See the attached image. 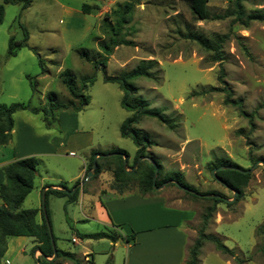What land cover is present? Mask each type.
I'll use <instances>...</instances> for the list:
<instances>
[{"label":"rangeland","instance_id":"374dc122","mask_svg":"<svg viewBox=\"0 0 264 264\" xmlns=\"http://www.w3.org/2000/svg\"><path fill=\"white\" fill-rule=\"evenodd\" d=\"M124 1L133 3L130 21L126 24L131 28L125 35L132 45L116 46L107 58L105 72L121 75L141 60H155V64L146 65V77L132 81L137 96L168 122L143 117L135 124L134 127L146 133L153 142L146 148V154L161 164L162 176L179 172L180 177L199 193L215 191L227 200L232 199L233 193L212 176V164L221 160L250 168L260 161L250 171L243 196L236 202L231 200L229 205L218 203L204 231L218 236L244 260L243 264H264V166L261 164L264 162V20H252L246 27L231 24V17L197 20L184 0H29L24 7L23 1L3 4L0 105L13 102L28 105L14 113L13 127L19 137L23 131L26 149L33 151L30 156L37 159L33 189L21 207H41V176L47 186L63 181L73 188L83 182V200L78 203L66 202L64 197L53 194L46 197L49 225L57 247L79 256L85 250L90 251L94 262L88 258L84 264L124 263L127 253L122 238L114 250L113 241L107 238L70 240L76 232L88 234L107 229L97 218L88 215H92L89 204L97 199L98 190L111 189L112 173L105 169L100 177L85 179L86 173L81 170L84 158L92 151L118 148L128 154L126 165H131L136 154L137 148L131 139L122 137L119 132V126L130 115L120 105L122 91L116 83L104 82L101 69L92 64V60L101 57L97 38L103 37V17L114 8L121 9ZM82 3L91 6L89 13L81 11ZM243 5L246 12L264 10V0H244ZM227 6V0L208 2L211 13H221ZM21 26L28 33L26 46L19 48L14 56H8V39L11 36L22 39ZM187 28L206 37L231 30L240 37L241 43L231 34L223 43L224 59L218 63L211 59V52L184 37ZM79 50H86L91 61L80 58ZM220 66L232 97L241 100L243 110L251 113V117L241 115L235 106L225 105L221 92L191 95L210 86H219ZM68 73L78 87L84 78L94 77L84 91L89 98L88 104L78 112L51 110L47 103L52 98L61 102L71 98L62 81ZM31 82H35L34 88ZM31 108L37 110L31 111ZM61 112L65 114L60 115ZM75 125L77 132L73 136L80 142L70 136L72 140L68 139L66 150L51 152ZM16 134L12 135L10 148ZM69 149L73 153H69ZM76 173L79 176L71 180L69 177ZM155 190L149 195L161 197L171 207L190 210L189 215L193 216L183 227L189 231L191 246L208 202L189 197L182 188L170 182ZM125 191L138 192L137 185L132 184ZM100 199L107 206L111 195H101ZM149 209L140 207L126 212L133 216L130 219L132 227H139L135 218ZM120 233L130 235L126 226ZM34 244L27 237L22 244L23 252L10 258V262L2 258L1 264H36L32 256ZM187 255L188 248L183 264ZM198 260L199 264H235L215 250L209 241L200 247Z\"/></svg>","mask_w":264,"mask_h":264},{"label":"trees","instance_id":"16d2710c","mask_svg":"<svg viewBox=\"0 0 264 264\" xmlns=\"http://www.w3.org/2000/svg\"><path fill=\"white\" fill-rule=\"evenodd\" d=\"M21 1H23V7L30 3L29 0H2L0 3V20L3 15V4L19 3ZM184 1L187 3L191 15L197 20L208 18L223 19L231 17V24L236 23L244 27H246L252 20H264V10L255 9L250 12H246L243 5L244 0H227L228 6L221 13H211L209 11V0ZM132 8V2L124 1L121 9L114 8L105 14L103 17L104 27L102 28L103 37L97 38V45L100 50L98 55L101 57L99 59L92 60V64L95 68L101 69L103 73L102 80L104 82L116 83L122 91L120 105L122 108L129 111L130 115L126 117L119 126V132L122 137L131 139L137 148L136 154L131 165L123 166L122 157L125 156L127 160L128 154L122 149L116 148L98 153L92 151L86 163L85 173H87V171L91 168L94 155L99 154V156L96 157V165L90 177H97L103 170L110 169L112 173L110 187L112 189L122 193L132 184H136L138 192L141 195H149L156 191L152 184V175L154 166H156L157 171L154 182L155 186H159L161 183L170 180L171 184L183 187L184 193L189 197L193 199H203L208 202V205L205 207L204 212L201 215V224L197 230V236L193 240L191 246L188 247V255L185 264H199V249L205 241L212 243L215 250L220 252L222 255L231 258L235 264H243L244 260L240 258L234 250L225 246L218 236L204 231L208 220L216 211L217 204L226 203L229 205L232 202L227 201L222 194L215 191L199 193L180 177L179 172L175 171L162 176L161 164L145 152L146 148L153 144V142L147 137L146 133L134 127L135 124H137L143 117H152L162 123H168L165 117L158 111L148 108L147 102L137 96V88L134 84H132L133 80L146 77L148 75L146 65L155 64V60H141L134 68L121 75H107L105 72L107 58L112 54L113 49L118 45H132V41L125 38L126 31L131 28V26H127L126 24L130 21ZM90 9L91 6L87 3H82L81 11L83 13H89ZM21 27L23 30L22 39L16 40L13 36L8 39V56H14L19 48L26 46L28 33L24 26ZM231 34L239 43H241L240 37L231 32V30L225 34H216L213 37H206L197 31L187 28V32L184 34V37L195 42L202 50L211 52V59L221 63L224 59L223 43ZM240 45L246 52L245 47L242 44ZM78 56L91 61L86 50H79ZM38 61L41 65L42 60L40 57ZM43 71L44 69L42 67L41 72ZM27 77L29 79L31 78L30 76ZM223 77V68L220 66L217 74V81L220 85L210 86L200 92H193L191 95L204 94L207 92H221L224 94L223 103L225 105L228 104L235 106L241 115L251 117V113H246L243 110L241 100L239 98L232 97V91ZM93 80L94 77L92 76L86 77L82 80L81 86L78 87L74 77L68 73L62 81L71 98L65 102L57 101L52 98L47 103V106L51 110L71 109L76 112L80 111L88 104L89 98L84 91L87 89V86L93 82ZM34 85L35 82H31V86L33 88ZM26 108H28V105L22 102H13L7 106L0 105V145L7 144L12 139L14 113ZM30 110L36 111L37 109L31 108ZM142 156H147L153 163L147 159H141L136 166L132 168L137 159ZM36 165L37 159L34 156H26L15 159L3 167L5 181L0 184V199L2 201V204H0V264L3 253L6 249V240L9 236L13 235H23L33 239L35 246L32 253L34 250H39L41 253L37 257L38 264H60L63 261H69L71 264H82L80 259L74 253L58 248L53 235L56 254L52 257V245L41 208L24 209L21 207L24 198L33 188V181L37 173ZM221 165L240 167L235 163L219 160L212 164V169ZM214 175L222 181L226 188L228 187L237 192L233 202L238 201L243 196V187L247 185L250 179V172H240L234 169H216L214 171ZM55 186H59L61 189L46 188L44 190L47 217L48 210L46 207V197L48 194L64 197L66 202H73L76 200L79 192V187H76L72 193H69L72 186H67L66 182H59L58 184H55ZM196 193L201 195H197ZM37 213H39L40 219H37ZM77 235L80 239L107 238L113 242L117 238L121 237V234L116 232L114 229H106L88 234L78 233ZM134 235L135 232H132L130 235L125 237V240L127 242H132ZM262 251L264 252V248Z\"/></svg>","mask_w":264,"mask_h":264},{"label":"crops","instance_id":"0c3cea01","mask_svg":"<svg viewBox=\"0 0 264 264\" xmlns=\"http://www.w3.org/2000/svg\"><path fill=\"white\" fill-rule=\"evenodd\" d=\"M63 114L65 113H60V115ZM16 131L17 130H15V128L13 127L12 135L16 134ZM20 132V137L16 134L15 140L11 146L12 148L9 147L11 141L7 144L0 145V184L5 181L3 167L7 163L18 158L30 156L33 152L26 149L27 147L26 141H24L23 139V131ZM76 132L77 131L75 125L73 130L69 132L62 141H59V143L51 152L58 153L60 152L61 148H64L66 150V143L69 142V140L71 141L73 139L74 141L80 142L76 137L73 136ZM70 136H73V138L69 139ZM68 152L73 153V150L69 149ZM89 156L85 157L83 160V167L81 168V170L83 169L84 172ZM78 176L79 173H76L69 178L71 180H74ZM97 177H100V174ZM43 181L44 177L41 176L39 188L42 191L46 188L61 189V187L55 186V184L47 186L45 185V183H43ZM77 187H79V192L75 202L78 203L80 199L83 200V182L78 184ZM88 191L92 192L90 188L88 189ZM96 194L97 199H94L89 204V209L91 210V212L89 213L92 214L88 215L89 217L97 218V220L102 223L107 229H114L118 233H120L121 228H123L124 226H126L129 230V234L135 232L132 242H127L125 240V237L128 235H122L121 233V237L117 238L113 242L114 250V248L118 244L119 239L122 238L125 241V249L127 254L124 258L123 264L184 263L187 248L190 242V237L189 231L183 226L193 216L189 215L190 210L171 207L167 205L161 197L148 194L141 195L139 192L124 191L122 193H119L112 188L105 189L102 187ZM105 194L111 195V200L107 203V206H105L100 199L101 195ZM0 204H2L1 199ZM140 207L143 209L150 208L154 210L149 209L148 211L142 213V215H138L135 219H137V224L139 227H132L134 225L131 223L130 219L133 216L131 214L128 216L126 212L133 211L134 209H138ZM156 209H158L159 212H156ZM172 218L174 219L172 220ZM37 219H40L39 213H37ZM169 220L170 222H168ZM77 234L78 233L76 232V235L71 236L70 240L72 241V238H76L74 242H77L79 238ZM26 239L27 236L23 235H13L7 238L6 249L2 256L5 262H10V258H15L18 253L23 252L22 244ZM37 252V250H34L32 253V256L35 257V259L39 256L37 255ZM74 254L80 259L82 264H84L83 261H88V258H90V260L94 262V257L88 250H85L81 253V256L83 257L82 259L81 256L77 255L76 253ZM60 264H68V262L63 261Z\"/></svg>","mask_w":264,"mask_h":264},{"label":"water","instance_id":"95a60500","mask_svg":"<svg viewBox=\"0 0 264 264\" xmlns=\"http://www.w3.org/2000/svg\"><path fill=\"white\" fill-rule=\"evenodd\" d=\"M97 156H99V154H95V155H94V158H93V162H92L91 168L87 171V173H86V178H85V179H87V177H90V176L92 175V171H93V169H94V167H95V165H96V157H97ZM122 158H123V166H125V165H126V157L123 156ZM141 159H147V160H149L150 162H152L151 159H149L147 156H142V157H139V158L137 159V161L135 162V164H134V166H133L132 168H134V167L136 166V164H137ZM258 162H260V161H256V162L253 164V166H251L250 168H246V169H242V168H240V167L232 166V165H228V166H223V165H221V166H218L217 168H213V169H212V176H213L218 182H220L222 185H224V184L222 183V181H221L219 178L215 177V175H214V171H215L216 169H234V170H237V171H240V172H250V171L253 169V167H254ZM152 163H153V162H152ZM261 164L264 166V162H261ZM156 171H157V168H156V166H154V171H153V175H152V184H153V188H158V187H160L161 185H164L165 183L170 182V180H168V181H165V182L161 183L159 186H155L154 182H155V177H156ZM176 184H177V183H176ZM224 186H225V185H224ZM76 187H77V185L73 186V188L69 191V193H72V192L76 189ZM180 188L183 189V187H180ZM227 188H228V187H227ZM228 189L231 190L232 193H233V194H232V199H231V200H233V199L235 198L237 192H236L235 190L230 189V188H228ZM196 194H197V195H201V194H199V193H196ZM226 200H227V199H226ZM231 200H227V201H231ZM41 210H42V213H43V217H44V220H45V224H46V226H47V230H48V234H49L50 242H51V245H52V250H53V255H52V257H54L55 254H56V248H55V244H54V240H53V236H52V232H51V227H50V225H49V220H48V217H47V215H46L44 190L42 191V197H41ZM37 251L39 252V255H40V254H41L40 251H39V250H37ZM36 264H38V260H37V258H36Z\"/></svg>","mask_w":264,"mask_h":264},{"label":"built area","instance_id":"2783aa9c","mask_svg":"<svg viewBox=\"0 0 264 264\" xmlns=\"http://www.w3.org/2000/svg\"><path fill=\"white\" fill-rule=\"evenodd\" d=\"M76 240V238H72V242H74Z\"/></svg>","mask_w":264,"mask_h":264}]
</instances>
